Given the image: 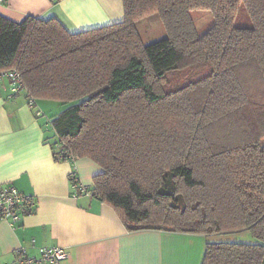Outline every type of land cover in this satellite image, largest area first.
Instances as JSON below:
<instances>
[{
    "label": "trees",
    "instance_id": "16d2710c",
    "mask_svg": "<svg viewBox=\"0 0 264 264\" xmlns=\"http://www.w3.org/2000/svg\"><path fill=\"white\" fill-rule=\"evenodd\" d=\"M122 2L124 21L75 33L0 15V74L68 106L54 158L99 165L91 192L129 233L247 232L258 242L208 240L202 264H264V0ZM194 11L213 15L203 35ZM155 14L167 36L144 45L135 24Z\"/></svg>",
    "mask_w": 264,
    "mask_h": 264
},
{
    "label": "crops",
    "instance_id": "0c3cea01",
    "mask_svg": "<svg viewBox=\"0 0 264 264\" xmlns=\"http://www.w3.org/2000/svg\"><path fill=\"white\" fill-rule=\"evenodd\" d=\"M0 15L15 22L56 18L75 33L122 22L125 11L122 0H0ZM29 102L26 87L13 95L1 73L0 185L34 197L36 209L15 227L0 220V264H13L20 251L37 258L42 247L66 250L69 257L61 264H202L205 236L129 233L115 210L91 192L102 168L88 158H54L58 136L52 122L68 106Z\"/></svg>",
    "mask_w": 264,
    "mask_h": 264
},
{
    "label": "built area",
    "instance_id": "2783aa9c",
    "mask_svg": "<svg viewBox=\"0 0 264 264\" xmlns=\"http://www.w3.org/2000/svg\"><path fill=\"white\" fill-rule=\"evenodd\" d=\"M2 76L12 82L13 95H17L25 84L21 75L16 70H9L2 73ZM30 106H34V100L30 98ZM58 148L60 146L58 145ZM76 185L79 180L72 175ZM83 188V187H82ZM84 190V189H83ZM36 209L34 197L19 191L13 185H0V220L6 221L12 227L17 226L24 218L31 216ZM39 257L30 258L20 251L17 260L13 264H61L68 259L69 253L61 247H42L39 249Z\"/></svg>",
    "mask_w": 264,
    "mask_h": 264
},
{
    "label": "rangeland",
    "instance_id": "374dc122",
    "mask_svg": "<svg viewBox=\"0 0 264 264\" xmlns=\"http://www.w3.org/2000/svg\"><path fill=\"white\" fill-rule=\"evenodd\" d=\"M197 30L200 35L205 34L214 24L213 15L209 11H194L192 13ZM235 26L251 27V19L244 5H240L235 18ZM137 32L144 45H149L164 39L167 36L166 30L158 15H148L136 24ZM178 79V77H177ZM60 105V104H58ZM58 105L56 107H58ZM264 146V139L262 140ZM210 242H230V243H254L255 240L250 233L226 234L209 236Z\"/></svg>",
    "mask_w": 264,
    "mask_h": 264
}]
</instances>
